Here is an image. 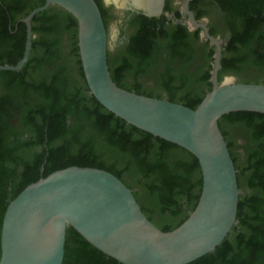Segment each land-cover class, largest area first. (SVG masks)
I'll list each match as a JSON object with an SVG mask.
<instances>
[{
  "label": "water",
  "instance_id": "water-1",
  "mask_svg": "<svg viewBox=\"0 0 264 264\" xmlns=\"http://www.w3.org/2000/svg\"><path fill=\"white\" fill-rule=\"evenodd\" d=\"M51 6L64 9L77 21L89 93L129 125L194 155L201 167L202 193L187 220L164 232L114 174L78 166L58 170L30 184L9 204L1 231L0 264H63L69 227L121 264H190L213 253L237 224L242 194L220 120L235 112L264 115V84L235 83L233 77L220 82L222 43L187 11L192 24L216 46L213 87L198 107L121 88L109 70L108 33L95 0H45L24 19L28 36L23 58L13 66L0 65V71L19 72L27 64L34 38L31 22ZM116 6L119 11L127 7Z\"/></svg>",
  "mask_w": 264,
  "mask_h": 264
},
{
  "label": "trees",
  "instance_id": "trees-1",
  "mask_svg": "<svg viewBox=\"0 0 264 264\" xmlns=\"http://www.w3.org/2000/svg\"><path fill=\"white\" fill-rule=\"evenodd\" d=\"M95 1L106 25L107 11L102 9L98 0ZM44 4L45 0L32 7L31 11ZM50 11L55 10L44 11L34 20ZM56 18L64 25L62 31L73 34L74 53L85 89L71 91L74 81L64 67L45 75L40 82L33 80L35 72L51 63L47 60L49 53L60 56V52L52 50L54 43L33 42V50L44 47L48 51L41 64L32 65L29 61L19 72L0 71V83L5 86V91L8 95H15L12 99L0 95V258L1 231L9 204L30 184L58 170L72 166L97 168L114 174L130 189L138 186L140 190L134 195L143 212L164 232L177 228L187 220L202 193L201 167L194 155L129 125L89 94L79 55L77 21L63 10L58 11ZM0 28H3L2 23ZM40 29L53 31L51 26L35 28L34 32ZM132 54L147 60L146 51H133ZM172 54L173 58L178 52ZM125 55L126 51H119L116 65L112 64L108 55L109 70L118 86L130 66ZM20 60L0 65L13 66ZM254 64L260 65L259 62ZM240 71L239 67L230 64H224L222 68L223 74ZM208 79L209 74L206 77L195 74L193 77H180L178 86L164 79L162 84L168 91L169 101L196 109L212 90L211 87L209 91L199 90L202 84L212 86ZM180 89H188L187 94L180 95ZM16 113L20 114L22 127L27 129V137L19 127L6 125L7 119L15 118ZM224 122L252 129L256 138L264 139L263 114L235 112L222 117L220 128L226 139ZM234 145L230 142L228 148L237 170L239 189L244 191L240 196L237 225L213 253L190 264H264V143L260 159L256 162L249 160L248 165L243 167L237 163ZM35 148L37 150L32 152ZM29 153L32 157L27 155ZM127 177L135 183H130ZM242 178H246L250 193L243 188ZM63 264L121 263L93 247L69 227Z\"/></svg>",
  "mask_w": 264,
  "mask_h": 264
},
{
  "label": "flooded vegetation",
  "instance_id": "flooded-vegetation-1",
  "mask_svg": "<svg viewBox=\"0 0 264 264\" xmlns=\"http://www.w3.org/2000/svg\"><path fill=\"white\" fill-rule=\"evenodd\" d=\"M42 1L0 0V24L2 23L3 27L0 28V63L12 64L23 58L28 36V27L24 19L32 12V7L41 4ZM98 1L102 9L107 11L105 26L108 33L109 56L110 22L119 19L118 24L122 27L115 48L117 51H126L125 60L130 65L121 81L122 88L155 98L168 99V94H164L158 88V85L164 82L163 79L173 81V85L178 86L180 77H193L195 74L206 77L209 74L208 83H212L216 46L203 37L202 28L192 24L187 11L192 13L198 23L205 24L210 34L222 43L220 82L226 77H233L235 83L264 84L262 74L264 72V0H190L189 2L188 0H152L154 4L151 3L150 11L138 10L129 3L125 9L119 11L113 2L107 4L106 0ZM49 9L55 11H50L47 15L40 16L37 20L33 19L31 22L33 42L54 43L53 52H61L60 36L64 25L56 18V14L60 10H65L58 6H51ZM213 12L218 16L215 22H212L210 17ZM51 26L53 27L51 32L49 29L34 32L35 28ZM140 50L147 52L145 55L147 60L132 54L133 51ZM174 51L178 54L172 58ZM47 52L44 47L33 50L32 46L28 62L32 61V65L41 64ZM55 56L49 53L47 60L52 61ZM254 62H259L260 65L255 66ZM223 63L250 72L242 76H234L233 73L223 74ZM210 87L212 88L213 84L206 86L205 91H209ZM187 90L178 91L180 95H185ZM0 95L11 99L15 97L14 94L8 95L6 91H2L1 83ZM6 125L16 127L14 118L7 119ZM238 135L236 152L241 156L245 166L248 165L249 160L256 162L258 158L260 159L264 139L256 138L255 131L245 127L239 128ZM226 140L230 143L228 135ZM35 150L37 148L32 152ZM31 153L27 155L32 157ZM233 153L235 154L234 150ZM132 191L134 194L137 192L136 189Z\"/></svg>",
  "mask_w": 264,
  "mask_h": 264
},
{
  "label": "rangeland",
  "instance_id": "rangeland-1",
  "mask_svg": "<svg viewBox=\"0 0 264 264\" xmlns=\"http://www.w3.org/2000/svg\"><path fill=\"white\" fill-rule=\"evenodd\" d=\"M210 17L212 18V22H215L214 20H216V18L218 16H217L216 12H213V13H211ZM118 22H119V19L112 20L110 22V37H109V41L111 44L110 59H111L113 65H116V59H117L118 53H119V51H117L115 48V44H117L119 41L120 33H121V29H122L121 25H119ZM60 37H61L60 56H55L54 59L51 61V63L43 66V68L40 71L35 72L33 74V80L40 82L41 80L44 79L45 75H51L55 71L64 67L65 69H67L68 74L71 75V77L73 78V81H74V84L70 88L71 91L73 92V91H76L77 89L84 90L85 84H84V81L82 79L81 73L79 71L77 57L74 53L73 34L71 32H67L65 30V31L61 32ZM248 72H250V71L243 70L240 72H235L233 74H234V76H242ZM262 74L264 75V73H262ZM231 76H233V75H231ZM158 88L164 94H166V95L168 94V91L163 86V84L162 85L159 84ZM205 89H206V85L202 84L199 86L200 92H202ZM1 90L5 91V86L3 84H1ZM19 115H20L19 113H16V117L14 118V120L16 122V126L19 127L21 129V131H23V132L25 131V135H29L27 132V129H25L24 126L22 127V125L20 124ZM223 127H224V130L227 132L228 139L230 140V142H233L235 144L233 147V150L235 151V155L238 157V165L240 167L245 166V163L243 162L241 156L239 155L238 152H236V150H237L236 139L239 137V135H238L239 134V127L232 126V125L228 124L227 122L223 123ZM127 180L132 184L135 183L130 177H127ZM241 184L243 185V188H245L247 193H250V191L247 189L246 178L241 179ZM135 189L137 191L140 190V188L138 186H136ZM242 194H244V191L242 192Z\"/></svg>",
  "mask_w": 264,
  "mask_h": 264
},
{
  "label": "bare ground",
  "instance_id": "bare-ground-1",
  "mask_svg": "<svg viewBox=\"0 0 264 264\" xmlns=\"http://www.w3.org/2000/svg\"><path fill=\"white\" fill-rule=\"evenodd\" d=\"M106 1L111 3L113 2L120 7H125L129 3L132 6L142 7L146 9L147 8L151 9V5L154 4L152 0H106Z\"/></svg>",
  "mask_w": 264,
  "mask_h": 264
}]
</instances>
